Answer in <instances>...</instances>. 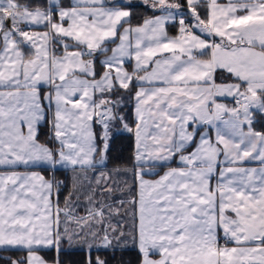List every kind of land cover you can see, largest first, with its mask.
<instances>
[{
	"label": "snow or ice",
	"instance_id": "1",
	"mask_svg": "<svg viewBox=\"0 0 264 264\" xmlns=\"http://www.w3.org/2000/svg\"><path fill=\"white\" fill-rule=\"evenodd\" d=\"M4 252L264 264V0H0Z\"/></svg>",
	"mask_w": 264,
	"mask_h": 264
},
{
	"label": "trees",
	"instance_id": "2",
	"mask_svg": "<svg viewBox=\"0 0 264 264\" xmlns=\"http://www.w3.org/2000/svg\"><path fill=\"white\" fill-rule=\"evenodd\" d=\"M135 12H136L137 15L143 14L145 12V8L144 7H138V8H136ZM127 143H128L127 140H124V139L118 140L117 144H116V150H114L113 155L114 156L122 155L124 158H127L130 155V153L127 150V147H126ZM122 146H124V150H123V152H120L119 150H120V148ZM0 255H6V256L15 257V256H18V255H22V253L4 252V253H0ZM123 259H124L125 262L134 261L135 260V253L134 252L125 253L124 256H123ZM119 260H120V254L117 253V260L111 261V264H118ZM0 264H4V262L0 261Z\"/></svg>",
	"mask_w": 264,
	"mask_h": 264
},
{
	"label": "crops",
	"instance_id": "3",
	"mask_svg": "<svg viewBox=\"0 0 264 264\" xmlns=\"http://www.w3.org/2000/svg\"><path fill=\"white\" fill-rule=\"evenodd\" d=\"M133 2H134V3H139L140 0H133ZM253 166H255V165H253ZM21 170H23V169H21ZM37 170H39V169H37ZM45 175H47V173H45ZM57 175H58L59 178H63L64 173H63V172H59V173H57ZM146 178H148V179H155V178H157V177L152 176V177H146ZM61 206H63V197L61 198ZM77 211H78V213L81 214V215L84 214V210H83V208H78Z\"/></svg>",
	"mask_w": 264,
	"mask_h": 264
}]
</instances>
